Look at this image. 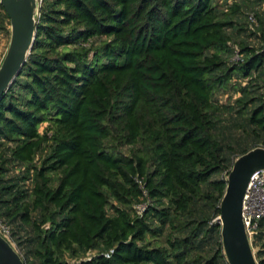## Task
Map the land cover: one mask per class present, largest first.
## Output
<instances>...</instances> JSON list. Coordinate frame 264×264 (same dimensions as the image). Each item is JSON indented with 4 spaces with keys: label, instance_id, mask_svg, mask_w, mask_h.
<instances>
[{
    "label": "trees",
    "instance_id": "obj_1",
    "mask_svg": "<svg viewBox=\"0 0 264 264\" xmlns=\"http://www.w3.org/2000/svg\"><path fill=\"white\" fill-rule=\"evenodd\" d=\"M226 109L241 135L221 129ZM258 146L264 0H40L0 98L4 237L25 264H228L215 219L234 160Z\"/></svg>",
    "mask_w": 264,
    "mask_h": 264
},
{
    "label": "water",
    "instance_id": "obj_2",
    "mask_svg": "<svg viewBox=\"0 0 264 264\" xmlns=\"http://www.w3.org/2000/svg\"><path fill=\"white\" fill-rule=\"evenodd\" d=\"M40 0H0L10 22L9 41L0 63V98L20 73L33 45ZM264 169V147L239 155L226 177L219 204L223 252L228 264H258L242 219L243 197L251 176ZM0 264H25L0 234Z\"/></svg>",
    "mask_w": 264,
    "mask_h": 264
},
{
    "label": "built area",
    "instance_id": "obj_3",
    "mask_svg": "<svg viewBox=\"0 0 264 264\" xmlns=\"http://www.w3.org/2000/svg\"><path fill=\"white\" fill-rule=\"evenodd\" d=\"M6 50V49H5ZM5 51H0V63ZM147 203L142 202L137 205L138 212H143ZM264 217V169L255 172L247 185L243 197L242 219L249 239L260 231V220ZM9 233V228L0 217V234L5 236ZM112 249L105 254L110 256Z\"/></svg>",
    "mask_w": 264,
    "mask_h": 264
},
{
    "label": "rangeland",
    "instance_id": "obj_4",
    "mask_svg": "<svg viewBox=\"0 0 264 264\" xmlns=\"http://www.w3.org/2000/svg\"><path fill=\"white\" fill-rule=\"evenodd\" d=\"M232 1L233 0H228V3ZM262 9L263 8L261 7L260 10ZM246 10L249 11V9H246ZM9 36H10V30H9V33H7V31H3L0 33V50L1 51L2 50L5 51L8 41H9ZM235 95L236 94L234 93V91H232V89L230 88L226 91H221L218 94H216L214 97V100L217 101L220 106L221 105L229 106V105L234 104ZM220 114L222 116L220 127L221 129L223 128L222 130L225 131L224 133L226 135L232 134V136L233 135L236 136V135L242 134L241 128H238L235 125H233V120H234L233 117H235V113L233 111H230V109L229 110L226 109V110L221 111ZM38 157L39 155H36V161L39 160Z\"/></svg>",
    "mask_w": 264,
    "mask_h": 264
}]
</instances>
